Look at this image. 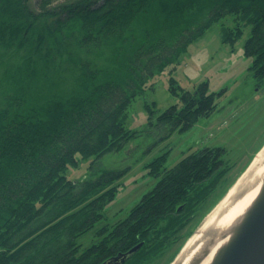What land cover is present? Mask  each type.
Listing matches in <instances>:
<instances>
[{
  "label": "trees",
  "instance_id": "16d2710c",
  "mask_svg": "<svg viewBox=\"0 0 264 264\" xmlns=\"http://www.w3.org/2000/svg\"><path fill=\"white\" fill-rule=\"evenodd\" d=\"M55 1L36 0L34 10L29 0H0V264H99L141 241L122 264H154L229 167L223 149L203 146L170 168L161 153L147 165L160 179L111 222L102 211L123 172L104 168L79 183L64 171L135 137L124 123L131 100L221 18L233 16L220 29L231 45L251 26L243 52L260 85L264 0ZM174 83L180 103L155 119L166 137L211 115L225 91L203 81L178 92ZM100 220L95 233L104 235L78 243Z\"/></svg>",
  "mask_w": 264,
  "mask_h": 264
},
{
  "label": "rangeland",
  "instance_id": "374dc122",
  "mask_svg": "<svg viewBox=\"0 0 264 264\" xmlns=\"http://www.w3.org/2000/svg\"><path fill=\"white\" fill-rule=\"evenodd\" d=\"M35 1L29 0V7L34 10L37 9ZM62 1L57 0L53 4ZM232 19L233 16L229 15L213 23L189 43L176 64L166 66L146 81L144 90L131 100L126 109L124 123L127 129L135 131V137L119 150L80 159L76 166H68L64 171L69 180L79 183L83 179L94 180L104 168L123 172L114 181L117 189L114 198L102 211L107 216L106 222H111L125 216L128 209L160 179L161 172L153 175L147 165L161 153L166 152L164 166L170 168L203 146L223 149L221 160L224 166L229 167L215 182V188L201 211L182 229V236L167 247L163 257L154 264H165L175 249L183 245L186 234L193 231L206 212L224 196L264 144V81L260 85L255 81L250 71L253 56H246L243 52L251 26H244L243 34L234 45L220 40L221 26L232 25ZM171 78L178 92L180 89L193 90L203 81L208 82L209 92L225 91L216 98V109L211 115L200 117L189 129L173 130L166 137L164 130L162 132L161 127L155 124V119L168 106L180 103L178 96L171 92ZM103 225L102 220L97 221L94 228L78 238V243L87 246L97 241L104 234L96 236L95 231Z\"/></svg>",
  "mask_w": 264,
  "mask_h": 264
},
{
  "label": "bare ground",
  "instance_id": "6f19581e",
  "mask_svg": "<svg viewBox=\"0 0 264 264\" xmlns=\"http://www.w3.org/2000/svg\"><path fill=\"white\" fill-rule=\"evenodd\" d=\"M250 160V165L240 175L226 194L215 203V207L206 215L195 233L187 239L185 246L172 264H187L206 243L210 234L215 242L209 247V253L199 264H217L226 249L238 235L248 215L264 198V145ZM228 230L223 238L222 233Z\"/></svg>",
  "mask_w": 264,
  "mask_h": 264
},
{
  "label": "water",
  "instance_id": "95a60500",
  "mask_svg": "<svg viewBox=\"0 0 264 264\" xmlns=\"http://www.w3.org/2000/svg\"><path fill=\"white\" fill-rule=\"evenodd\" d=\"M257 204L258 206L248 215L247 219L242 224L238 235L228 246L226 252L218 260L217 264H264V198H262ZM178 209L180 208L178 207ZM197 227L195 228V231ZM195 231L189 237H191ZM227 231L228 230H225L222 233L221 238L225 236ZM185 241L187 242V240ZM214 242L215 238L213 237V234H210L206 243L204 244L203 242L199 252H197L187 264H199L202 258L207 256L210 251L209 247ZM142 243V241L138 242L126 251H119V253L109 256L106 260L100 262L99 264H122L141 247ZM185 243L183 247L185 246ZM182 248L179 250V253ZM179 253L176 255V257L179 255ZM176 257H174V259ZM172 262H170V264H172Z\"/></svg>",
  "mask_w": 264,
  "mask_h": 264
},
{
  "label": "flooded vegetation",
  "instance_id": "af4514ba",
  "mask_svg": "<svg viewBox=\"0 0 264 264\" xmlns=\"http://www.w3.org/2000/svg\"><path fill=\"white\" fill-rule=\"evenodd\" d=\"M105 260H106V258H105Z\"/></svg>",
  "mask_w": 264,
  "mask_h": 264
}]
</instances>
